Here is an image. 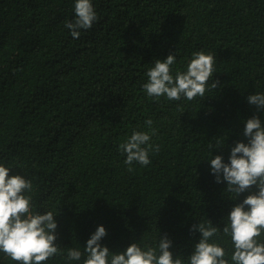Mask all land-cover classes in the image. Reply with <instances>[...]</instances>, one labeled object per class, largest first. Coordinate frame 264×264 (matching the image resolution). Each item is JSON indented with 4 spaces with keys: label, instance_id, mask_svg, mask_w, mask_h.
I'll list each match as a JSON object with an SVG mask.
<instances>
[{
    "label": "trees",
    "instance_id": "1",
    "mask_svg": "<svg viewBox=\"0 0 264 264\" xmlns=\"http://www.w3.org/2000/svg\"><path fill=\"white\" fill-rule=\"evenodd\" d=\"M73 3L0 0V162L32 181L36 210L58 214L61 248L83 250L103 224L111 249L161 232L186 258L199 236L189 226L209 217L223 235L247 194L232 201L204 159L213 146L227 159L255 112L246 97L264 91V0H93L98 19L78 39L65 27ZM175 50L179 70L212 52L217 87L191 101L148 97L147 69ZM134 130L160 147L147 166L124 163ZM0 264L16 262L0 253Z\"/></svg>",
    "mask_w": 264,
    "mask_h": 264
},
{
    "label": "clouds",
    "instance_id": "2",
    "mask_svg": "<svg viewBox=\"0 0 264 264\" xmlns=\"http://www.w3.org/2000/svg\"><path fill=\"white\" fill-rule=\"evenodd\" d=\"M73 13L65 27L73 39H78L81 30L90 29L98 16L93 0H74ZM177 56L176 50L169 52L147 69L142 89L148 97L191 101L217 87L218 81L212 79L216 73L212 52H193L183 70L176 68ZM246 100L255 106V112L242 122L244 139L230 147L227 159L214 154L215 146L210 148L211 158L204 159L216 183L224 184L233 194L232 201L247 193L226 213L223 235L209 217L191 224L190 233L199 236L185 258L173 252L172 239L161 232L158 241L151 245L133 240L122 250L111 249L103 243L107 229L99 224L83 244V250L63 249L57 243L58 214L36 210L32 181L20 173L10 174L12 168L0 162V253L16 264H46L57 255L69 264H264V91L250 93ZM145 124L150 128L152 120ZM150 141V131L134 130L120 146L124 163L130 167L134 163L149 165L150 153L160 150L158 144ZM223 236L230 238L231 249L225 247Z\"/></svg>",
    "mask_w": 264,
    "mask_h": 264
}]
</instances>
